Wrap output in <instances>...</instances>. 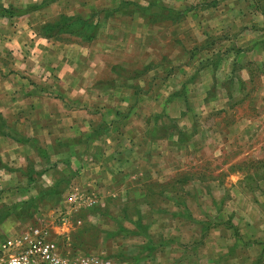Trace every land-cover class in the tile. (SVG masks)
Listing matches in <instances>:
<instances>
[{"label":"rangeland","instance_id":"374dc122","mask_svg":"<svg viewBox=\"0 0 264 264\" xmlns=\"http://www.w3.org/2000/svg\"><path fill=\"white\" fill-rule=\"evenodd\" d=\"M5 1L88 57L70 80L133 103L117 162L77 181L96 206L65 205L63 183L25 203L0 189V237L26 220L73 264H264V0ZM63 17L92 38H46Z\"/></svg>","mask_w":264,"mask_h":264},{"label":"crops","instance_id":"0c3cea01","mask_svg":"<svg viewBox=\"0 0 264 264\" xmlns=\"http://www.w3.org/2000/svg\"><path fill=\"white\" fill-rule=\"evenodd\" d=\"M6 5L7 1L0 0V6ZM2 9L0 171L6 177H0V189L10 190L11 197L25 203L38 194L52 193L55 185L63 183L65 205L70 206L73 195H92L77 182L87 180L89 167L98 168L103 176L104 169L117 162L115 144L121 137L112 134L123 130L113 119L123 121L128 116L132 99L127 96L116 101L102 93H89L79 80H70L72 71L85 66L88 57L72 45L43 39L25 18L8 17ZM121 82L124 89L136 84ZM95 202L94 197L86 209L96 206ZM59 204L52 214L64 212L60 210L65 206ZM28 224L26 220L16 222L11 229L20 233L32 227Z\"/></svg>","mask_w":264,"mask_h":264},{"label":"built area","instance_id":"2783aa9c","mask_svg":"<svg viewBox=\"0 0 264 264\" xmlns=\"http://www.w3.org/2000/svg\"><path fill=\"white\" fill-rule=\"evenodd\" d=\"M70 202L88 207L92 196L77 195ZM0 264H73L63 256L48 232L39 227L0 239ZM80 264H107L98 259H81Z\"/></svg>","mask_w":264,"mask_h":264},{"label":"trees","instance_id":"16d2710c","mask_svg":"<svg viewBox=\"0 0 264 264\" xmlns=\"http://www.w3.org/2000/svg\"><path fill=\"white\" fill-rule=\"evenodd\" d=\"M75 21H79L80 22V28H78L77 30H72V29H70L71 28L70 26H71L72 22H75ZM85 25L87 26V21L82 20L80 18H66V17H63V18H61V21L58 22V23L45 25V27L43 28V30H45V32L43 31V35L46 38H51V37L56 36L57 33L61 34V33L77 32L78 34H82L80 36L82 38H84L85 40H90L92 38V36H93V30L94 29L91 30V31H86L87 29H83V28H85L84 27ZM87 28H88V26H87Z\"/></svg>","mask_w":264,"mask_h":264}]
</instances>
